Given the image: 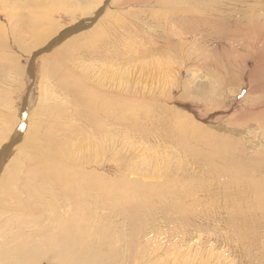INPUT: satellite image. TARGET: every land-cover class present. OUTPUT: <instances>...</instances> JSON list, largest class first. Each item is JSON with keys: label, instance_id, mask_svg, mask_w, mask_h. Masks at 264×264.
<instances>
[{"label": "bare ground", "instance_id": "1", "mask_svg": "<svg viewBox=\"0 0 264 264\" xmlns=\"http://www.w3.org/2000/svg\"><path fill=\"white\" fill-rule=\"evenodd\" d=\"M161 1L169 7L166 9L168 13L169 10L174 13L181 11L192 17V20L200 18L193 24H185L186 26L184 25L183 28L181 26V29L177 30L179 31L178 36H175L176 41L185 46L191 43L193 47L190 48H194L192 49L193 54L200 46L201 39L199 38L201 37H198V33L201 30L207 33L213 31V27L207 21L217 15L221 16L227 13L231 21L230 29L224 26V31L227 28L237 38L243 37L241 38V48L246 50L250 51L253 46L258 47L256 39L258 40L259 36L264 33V21L260 19V14H264V0H213L212 3L207 1L201 8L189 10L183 8V1L179 3L182 6H179L177 0V3L174 2V7L170 2L174 0ZM75 2H71L73 3L72 12L83 1ZM229 8H232L230 14L225 12ZM39 9L42 10V8ZM166 15L168 16V14ZM188 19L185 18V20ZM174 21L170 23L173 27ZM81 23L80 21L77 26H80ZM200 24L207 27L199 26ZM26 26L29 25H22L24 28ZM79 26L78 28L71 26L72 28L63 29L62 32L61 30L59 32L52 31L53 29L50 27L44 36L43 34L37 36L38 32L35 33V28L30 30L35 37L37 36L36 40L41 38L46 41L50 38L45 44L49 45L43 46L33 55L29 70L30 76H34L35 59H37L38 53L40 55L45 51L57 49L71 39L79 41L78 46L80 47L72 46L76 50H73L67 58L62 56L59 59L62 64L64 61L63 65H66L63 69L66 70L64 75L68 77V80H64V78V82L58 86L60 92L65 90L66 110H58L59 106H57L48 112L49 116L46 115V112L42 116L41 109L28 114L29 117L30 115L39 118L42 116L41 123L33 125L37 130L29 144H27L29 134L26 135V149L32 147V154L24 153L17 161H12V168L7 172L8 177L5 175L4 179L0 178V181L6 178L4 184L1 181L0 186V264H40L39 255L35 253L47 252L56 255V251L62 245H66V247L61 251V255L73 254L80 237L87 248L91 252L93 251L92 254L98 257L102 250L97 249L96 246L93 249L91 241L100 240L106 230H108L107 235L110 240L107 239L108 241L104 244L101 242L97 244L109 246L107 252L114 251V254H126L127 257H129V253L137 257H156L153 264H196L195 262L201 258L208 255L210 257V253L214 255L212 243L219 244L221 242L226 243L227 247L223 250L226 254H220L225 264H242L239 260L247 261L249 258L251 260L247 261V264H264V232L262 231L264 217L261 211L264 207V194L261 193L263 189H257H262L261 192L253 191L256 187L255 180L252 182V179L249 182L240 177H234V174L231 175L228 169L222 170L224 175L228 174L227 179H223L222 174H216L213 171L216 162L231 159L232 154H228L233 153L236 157L230 144L225 140L215 139L216 134L215 136L207 134L202 129H198L194 136L201 140H207L208 142L205 144H201V141L186 142L185 137H188V134L184 137L181 132L174 134L173 141L170 119L162 120L156 116L160 115L158 112L160 107L155 102L159 101L160 103L162 100L154 98L152 95L147 98L141 96L139 99L134 94L123 93L126 91V87L122 80L119 81L120 87L118 88L120 90H116L117 86L113 85L106 73V70L109 71L108 68H112L114 64L125 61L126 64L127 62L129 64L134 61L141 64L143 70L151 68V73L155 72L157 76L161 73L167 83H172L174 71L168 64L171 62V53L174 54V52L166 55L158 49V47L162 48L161 43L168 47L170 39L160 41L158 46H155L154 43L145 45L143 39L140 40L142 42L130 41L126 47L122 45L123 48L115 47L114 44L96 46L93 42L100 40L103 33L86 32L87 29ZM178 27L180 28V25ZM78 32L79 34H76ZM172 32L174 33V31ZM256 34L258 38H255ZM244 37L250 40H244ZM147 39L150 41V38ZM30 40L32 39L26 41L30 43ZM36 40L32 44L33 47L39 46ZM83 40L86 41L84 45L81 42ZM27 44L22 45L27 47ZM78 66L81 68L80 75L75 71ZM84 72L88 75L96 73L94 75L97 76L96 86L95 83L87 84L86 80L78 81L76 79L80 78ZM44 78L42 86L45 87V98L42 103L47 105L48 98H52L51 88L46 87L51 82V77L46 75ZM80 83L83 85L81 86ZM57 98L53 106L64 100L59 101L60 97ZM3 100L0 98V104L3 109H6L8 102H3ZM52 100L54 99L52 98ZM81 100H85L86 110L82 107L81 104L84 102ZM42 109L45 110V106ZM178 109L181 110L183 107L179 106ZM4 113L10 115L7 109ZM48 118L49 122L46 126H49V129L43 132L42 125ZM17 120L12 137L10 134L4 141L5 143L2 142L3 134L1 133L5 127L1 129L2 126H0V174L16 149L24 141L15 143L23 125L22 119L17 117ZM175 125L177 126L176 118L174 119ZM220 126L222 125L220 124ZM226 131L216 132L225 134ZM234 131L236 134L232 130L230 131L234 138L241 139L242 135V140H247L244 143L245 146L255 145V148H259L257 151L260 153L264 150V140H251L247 129L241 128V130ZM10 137L13 140L9 141ZM225 137L227 136L225 135ZM23 138L25 139L24 136ZM213 139L216 142H212ZM119 140L123 149L135 145L141 154L140 157L148 162L149 166L163 160L168 168L174 167V213L178 212V214L174 216V226H170L172 233L169 231L170 223L163 222L158 214L155 215L151 204H148V208L139 210L141 222L138 224H132L125 220V222H120L118 227L117 225L113 227L108 219L98 225V213L109 211L112 207L111 185L109 180L105 181L106 178L103 176L104 188L94 186L95 182L91 179L93 176L92 164L97 159H103L107 160L106 164L110 166L113 153L111 150ZM23 144L25 143L23 142ZM181 149L184 151H180ZM187 152L193 155H189ZM13 158L15 159V156ZM106 164H102L103 169L107 167ZM239 170V173L242 174L240 176L243 177L247 172L249 175L251 174L249 179L254 178L252 170L245 168H239ZM186 178L189 181L192 180V183L191 188L186 189L183 194L182 185L189 184V181L184 182L187 180ZM256 192L257 195H255ZM138 196L139 199L141 198L140 200L146 202L145 193H140ZM105 216L106 214H104ZM187 227L190 228L186 229ZM95 228L96 232L93 231ZM186 230H193L191 231L193 233L190 234ZM230 232H232L231 236L227 234ZM227 235L230 237L227 238ZM254 238L258 240V248L255 250L257 255H251L252 239ZM109 243L115 244L114 248H111ZM207 243L210 246H207ZM49 246L52 248L50 249ZM131 246L135 247L133 251ZM34 251L36 252L34 253ZM160 251L162 253H159ZM160 254L166 257V261H162ZM252 256H254L255 262L252 261ZM122 257L124 258L125 255ZM95 259L98 260V258ZM88 260L92 261V258ZM73 262L77 263L78 260Z\"/></svg>", "mask_w": 264, "mask_h": 264}, {"label": "rangeland", "instance_id": "2", "mask_svg": "<svg viewBox=\"0 0 264 264\" xmlns=\"http://www.w3.org/2000/svg\"><path fill=\"white\" fill-rule=\"evenodd\" d=\"M74 1H76L75 3H79L81 0H12V2L11 0H0V66H2L0 69V98L4 99L3 102H8L6 109L8 113H10V115L4 113L6 109H3L0 104V126H2L1 129L5 127L4 131L1 132L3 134L2 142H4L10 134L12 137V131L18 121L17 117L18 119L20 118L23 120H21L23 125L17 139H15V143L24 140L20 147L16 149L17 152L15 151L14 155L11 157L13 158L15 156V159L13 158V160L10 158V161L7 163L9 165L6 164L4 166L0 178H3L5 175L8 177L7 172L12 168V161H17L24 153L26 154L28 152L27 154H32V147L27 149L26 147L37 130L33 125L41 123L43 114L46 112V115L49 116L48 112L55 109L57 106H59L58 110H66L64 104L65 90L60 92L58 86L63 83L64 80H68V77H65L64 75L66 71L63 70L66 66L63 65L64 61L62 64L59 59H61L62 56H66L67 58L73 50H76L74 47H77L80 42L71 39V41H66L62 44L63 46L61 45L57 49L45 51L40 55L38 53V57L35 59L36 68L34 76H30L29 70L33 55L43 46L47 47L49 44L45 45L46 41L50 40V38L46 41L41 38L36 40L37 36L39 34H43V36L46 35L50 27L53 29L52 31L55 30L56 32H59L60 30L62 32L65 29L72 28L71 26L78 28L79 25L77 26V24L81 21L82 23L79 27L87 29L86 32L95 31L97 33H103L100 40L93 42L96 46L114 44L115 47L118 46L123 48L122 45L126 47V44L130 41L134 42V40L135 42H142L145 40V45L154 43L155 46H158L160 41L163 42L165 39H167V41L170 39L168 47H165V45L161 43L160 46L162 48L158 47V49L162 50L166 55L174 52V54L171 53V62L168 64L170 65V68H172L171 70L174 71V80L172 83H167L160 72V75L157 76L155 72H150L151 68L143 70V66L134 61V63L131 62L133 64L129 63L130 65L128 62L126 64L125 61L119 64H114L112 68L109 67L108 69L110 70H106L108 77L113 85L117 86L116 90H120L118 88L120 87L119 81H123V85L126 87V91L123 93L129 95L134 94L135 97L139 99L141 96L147 98L150 95L154 98L161 99L162 102H155V104L160 107V110H158L160 115L156 116L160 117L162 120L166 118L170 119L173 141L174 134L181 132L184 137L188 134V137H185L186 142L191 141L193 143L195 141H201V144H205V142L207 143V140H201L194 136L197 134L198 129L205 130V133L214 136L216 134L215 139L219 141H227L232 150H234L236 157L233 153L228 151L230 153L228 155L232 154L230 156L231 159L219 160L215 163L216 166L213 168V171L216 174H222L223 179L228 177V174L226 176L222 173V170L224 169H228L231 175L234 174V177H240L245 181H251L253 179L252 182L255 180L254 184L256 183L255 190L253 189V191L261 192L263 189V192L261 193L264 194V150L260 153L257 151L259 148H255V145L252 147H249L248 145L245 146L244 143H246L247 140H242V135L241 139H239V137L234 138L230 132L232 130L236 134V131L234 130H241V128H243L248 130V135L251 140H264V33L259 36L258 40L256 39V45H258V47L253 46L251 52V50L249 51L245 48H241V38L243 37L237 38L232 32H230L229 24L231 21L229 20L230 17L227 13L226 15H217L214 16L215 18H209L207 21V23L213 27V31H208L207 33L201 30L198 33V37H201L199 38L201 39V41H199L200 46L193 54L192 49L194 48H190L193 47L192 44L190 43L185 46L184 44L177 42L175 36L179 32L177 30L181 29V26L183 28L186 26L185 24H193L200 20V18L192 20V17L181 11L175 12V14L169 10L168 13L166 9L169 7L161 0H82V4L72 12L73 3L71 2ZM176 1L177 0L170 1L173 7L174 4L177 3ZM178 1V4L183 1V8L186 10L198 9V7L201 8L204 6V3H207V1L211 3L213 2V0ZM182 4H179V6H182ZM39 8H42V10ZM231 11L232 8L225 10V12H228L229 14ZM191 13L192 12L189 14ZM166 14H168V16ZM232 17L233 16H231V18ZM260 17V19L264 21V14H260ZM185 18L189 19L185 20ZM233 19H236V17H233ZM256 20H258V18H256ZM170 21H174V27L171 26ZM22 25L29 26L24 28ZM179 25L180 28L178 27ZM199 26L206 25L200 24ZM224 26L229 29L227 30L226 28L224 31ZM33 28H35V33L38 32L36 37L30 31ZM172 31L176 33L174 34ZM220 31L222 32L220 33ZM76 34H79V32ZM192 35L194 34L192 33ZM147 38H150V41H148L149 39ZM255 38H258L257 34ZM28 39H32L30 40V43L29 41H26ZM245 39L250 40L249 38L247 39L244 37V40ZM35 40L39 46L33 47L32 44ZM81 42L83 43L82 45L86 44V41L84 40ZM22 44H27V47ZM72 46H74V49ZM97 59L100 60L101 58ZM86 66H88V64H86ZM75 71L80 75V66H78V69ZM95 72L97 71L95 70ZM95 72L89 75L84 72L80 78L77 77L76 79L78 81L82 79V81L86 80L85 82L87 84L95 83L94 85L96 86L97 76H94L96 74ZM46 75L51 77V82L46 87L51 88L52 98L54 99L52 100V98L50 99L49 97L47 105L42 103L43 98H45V87L42 86V81L45 79L44 77ZM80 85L82 86L83 83H80ZM57 97H60L59 101L64 100L59 104H56V106H53L56 101L55 99H58ZM129 99L133 100L132 98ZM82 101L84 103L81 105L84 110H86L85 100H81V102ZM44 106L45 110L42 109ZM179 106L181 108L183 107V109H178ZM40 109L42 111L41 118L32 115L29 117L28 114L31 111ZM175 118L177 120V126H174ZM29 122L31 123L30 128ZM48 122L49 118L42 125L43 132L48 131L49 126H46ZM5 123L6 125H4ZM220 124L222 126H220ZM216 131H226L227 133L217 134L218 132ZM27 134H29V136ZM26 135L29 139L27 144ZM225 135L227 137H225ZM23 136L25 139H22ZM11 137L9 138V141L12 139ZM215 139H213L212 142H216ZM23 142L25 144H23ZM111 151L113 153L112 156L110 155V166H107V160L103 159H97L92 164L93 176L91 179L95 182L94 186L104 188L105 183L103 176L106 178L105 181L109 180L111 185L112 207L109 211L105 210L106 212L104 213H98V225L108 219L113 227H116V225L118 227L120 222H125V220L132 222V224H138L141 222L139 210L146 209V207L148 208V204H151L153 205L152 210L155 211V215L158 214L163 222L166 221L170 223L169 231L172 233L170 226H174V216L178 214V212L174 213V167L168 168L163 160L149 166L148 162H145L140 157L141 154L139 153V150L136 149L135 145H131V148L123 149L120 145V140L114 144V148ZM180 151L183 152L184 150L181 149ZM187 154L191 155L192 153L187 152ZM102 164H106L107 167L103 169ZM239 168L252 170L254 172V178L249 179L251 174L249 175L247 172H245L246 175L243 177L240 176L242 174L239 173ZM182 170L184 169L182 168ZM3 179L1 181L4 184L6 178L5 180ZM186 179L187 180L184 182L189 181L188 178ZM1 181L0 186L2 184ZM191 183L192 180L189 181V184L182 185L183 194L186 189L191 188ZM258 188L262 189L257 190ZM257 192L255 195H257ZM140 193H145L146 202H143L140 200L141 198H138ZM263 210L264 207L261 210L263 212L262 216L264 217ZM104 214H106L105 217ZM262 227L260 225V228ZM96 228L93 230L94 232H96ZM189 228L190 227H187L186 229ZM107 231L108 230L105 232L103 231L104 234L101 236L100 240L95 239L91 241L93 249L96 246L97 249L102 250V253L98 257H96L97 255L92 254L93 251L91 252V250L87 248L81 237L79 242L75 245L76 248L74 249L73 254H60L61 251L65 249L66 245L60 246V249L56 251V255H53L52 253L48 254L47 252L35 253L36 251H34V253L39 255L40 264H82L83 262V264L155 263L154 261L156 257H137L129 253V257H127L126 254H122L125 255L123 258L121 254H114V251L107 252L110 248L109 246H100V244H97L100 242L104 244L110 240ZM191 231L193 230H186V232L192 234L193 232ZM262 231L264 232V229ZM231 233L232 232L227 234L230 235ZM228 235L227 238L231 236ZM252 242L253 246L251 248V255H257L255 254V250L258 248L257 238L252 239ZM109 245L111 248H114L115 246L113 243H109ZM207 246L210 245L207 243ZM131 247L133 251L135 247ZM212 247L214 249V255L210 253V257L208 255L195 263L225 264V261L220 254H226V252L223 251L227 248L226 243H212ZM49 248L51 249L52 246H49ZM159 253H162V251ZM160 255L162 261H166V257H164L163 254ZM91 258L92 261H89L88 259ZM95 258H98V260ZM157 259L159 260L161 258ZM75 260H78V262H73ZM218 260L220 262L223 261L224 263H218ZM250 260L251 258L247 261L250 262ZM239 261L242 264H247L245 259L242 260L243 262L241 260ZM252 261L255 262L254 256H252Z\"/></svg>", "mask_w": 264, "mask_h": 264}, {"label": "water", "instance_id": "3", "mask_svg": "<svg viewBox=\"0 0 264 264\" xmlns=\"http://www.w3.org/2000/svg\"><path fill=\"white\" fill-rule=\"evenodd\" d=\"M13 140V139H12Z\"/></svg>", "mask_w": 264, "mask_h": 264}]
</instances>
